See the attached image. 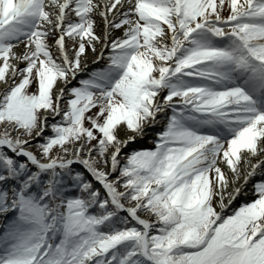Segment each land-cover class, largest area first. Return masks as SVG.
<instances>
[{
	"label": "snow or ice",
	"instance_id": "1",
	"mask_svg": "<svg viewBox=\"0 0 264 264\" xmlns=\"http://www.w3.org/2000/svg\"><path fill=\"white\" fill-rule=\"evenodd\" d=\"M0 129V264H264V0H0Z\"/></svg>",
	"mask_w": 264,
	"mask_h": 264
},
{
	"label": "rangeland",
	"instance_id": "2",
	"mask_svg": "<svg viewBox=\"0 0 264 264\" xmlns=\"http://www.w3.org/2000/svg\"><path fill=\"white\" fill-rule=\"evenodd\" d=\"M0 130H2V129H0ZM145 142H146V140H145ZM148 142V141H147Z\"/></svg>",
	"mask_w": 264,
	"mask_h": 264
}]
</instances>
